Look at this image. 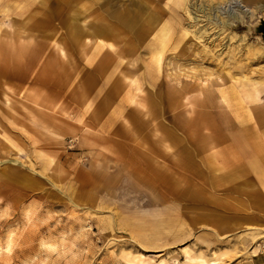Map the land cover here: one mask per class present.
Here are the masks:
<instances>
[{
  "label": "rangeland",
  "instance_id": "374dc122",
  "mask_svg": "<svg viewBox=\"0 0 264 264\" xmlns=\"http://www.w3.org/2000/svg\"><path fill=\"white\" fill-rule=\"evenodd\" d=\"M263 20L0 0V264H264Z\"/></svg>",
  "mask_w": 264,
  "mask_h": 264
},
{
  "label": "crops",
  "instance_id": "0c3cea01",
  "mask_svg": "<svg viewBox=\"0 0 264 264\" xmlns=\"http://www.w3.org/2000/svg\"><path fill=\"white\" fill-rule=\"evenodd\" d=\"M256 147H257V149L259 150L261 147H260V145L258 144V143H256ZM241 147L236 143V144H233V146H231V147H228V149H223L224 150V152H231V151H236V152H238V151H240L239 149H240ZM185 164V163H184ZM262 261H264V260H262ZM261 261V263H263Z\"/></svg>",
  "mask_w": 264,
  "mask_h": 264
},
{
  "label": "water",
  "instance_id": "95a60500",
  "mask_svg": "<svg viewBox=\"0 0 264 264\" xmlns=\"http://www.w3.org/2000/svg\"><path fill=\"white\" fill-rule=\"evenodd\" d=\"M257 32L260 33L264 39V20L261 22V25L257 28Z\"/></svg>",
  "mask_w": 264,
  "mask_h": 264
},
{
  "label": "bare ground",
  "instance_id": "6f19581e",
  "mask_svg": "<svg viewBox=\"0 0 264 264\" xmlns=\"http://www.w3.org/2000/svg\"><path fill=\"white\" fill-rule=\"evenodd\" d=\"M151 20V19H150ZM152 22L154 23L155 22V20H152ZM249 28V27H248ZM249 30V29H248ZM201 262L202 263H205V261L204 260H201Z\"/></svg>",
  "mask_w": 264,
  "mask_h": 264
}]
</instances>
